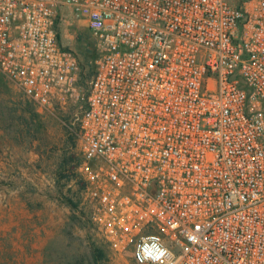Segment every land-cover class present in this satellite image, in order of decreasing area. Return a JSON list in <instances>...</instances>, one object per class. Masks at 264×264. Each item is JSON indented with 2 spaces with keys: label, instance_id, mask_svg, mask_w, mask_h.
I'll list each match as a JSON object with an SVG mask.
<instances>
[{
  "label": "built area",
  "instance_id": "built-area-1",
  "mask_svg": "<svg viewBox=\"0 0 264 264\" xmlns=\"http://www.w3.org/2000/svg\"><path fill=\"white\" fill-rule=\"evenodd\" d=\"M0 73L71 110L79 206L111 250L264 264V0H0Z\"/></svg>",
  "mask_w": 264,
  "mask_h": 264
},
{
  "label": "rangeland",
  "instance_id": "rangeland-1",
  "mask_svg": "<svg viewBox=\"0 0 264 264\" xmlns=\"http://www.w3.org/2000/svg\"><path fill=\"white\" fill-rule=\"evenodd\" d=\"M60 29L89 66L84 30ZM78 158L71 110L40 111L0 73V264H136L80 208Z\"/></svg>",
  "mask_w": 264,
  "mask_h": 264
},
{
  "label": "trees",
  "instance_id": "trees-1",
  "mask_svg": "<svg viewBox=\"0 0 264 264\" xmlns=\"http://www.w3.org/2000/svg\"><path fill=\"white\" fill-rule=\"evenodd\" d=\"M59 35H60V34H59ZM80 42H81V41H80ZM90 57H91V56H90ZM85 67H86V66H85L84 64H82V68H83V70L85 69ZM89 73L92 74V69H91V68H90Z\"/></svg>",
  "mask_w": 264,
  "mask_h": 264
}]
</instances>
